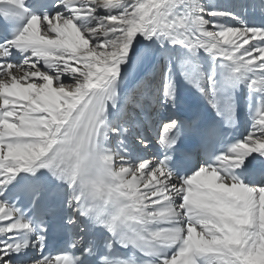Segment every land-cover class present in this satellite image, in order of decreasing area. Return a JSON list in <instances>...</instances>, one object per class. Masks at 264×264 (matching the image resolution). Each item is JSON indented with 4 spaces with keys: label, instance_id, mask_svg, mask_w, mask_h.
<instances>
[{
    "label": "snow or ice",
    "instance_id": "obj_1",
    "mask_svg": "<svg viewBox=\"0 0 264 264\" xmlns=\"http://www.w3.org/2000/svg\"><path fill=\"white\" fill-rule=\"evenodd\" d=\"M0 264H264V0H0Z\"/></svg>",
    "mask_w": 264,
    "mask_h": 264
},
{
    "label": "bare ground",
    "instance_id": "obj_2",
    "mask_svg": "<svg viewBox=\"0 0 264 264\" xmlns=\"http://www.w3.org/2000/svg\"><path fill=\"white\" fill-rule=\"evenodd\" d=\"M227 2H235V0H227Z\"/></svg>",
    "mask_w": 264,
    "mask_h": 264
}]
</instances>
